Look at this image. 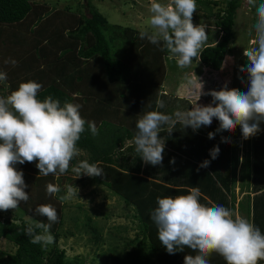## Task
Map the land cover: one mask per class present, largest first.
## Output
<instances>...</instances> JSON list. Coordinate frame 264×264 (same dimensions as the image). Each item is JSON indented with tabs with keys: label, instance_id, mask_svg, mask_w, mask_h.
Masks as SVG:
<instances>
[{
	"label": "trees",
	"instance_id": "1",
	"mask_svg": "<svg viewBox=\"0 0 264 264\" xmlns=\"http://www.w3.org/2000/svg\"><path fill=\"white\" fill-rule=\"evenodd\" d=\"M244 1L196 0L198 11L218 18L215 26L221 31L220 38L214 44L205 45L200 51L199 59L205 66L220 68L227 47L233 42L236 14ZM260 2L261 0H256V4ZM82 5L87 7L89 16L80 12L77 15L69 14L68 19L62 16L60 20L52 22L42 17L43 8H40L39 3L30 0H0V41L6 48L1 52L7 53L8 47L14 45L17 49L14 55L27 56L26 59L31 62L24 68L33 70V65L41 68L40 77L28 75V72L26 77L23 76V65L19 66L22 63L16 64V68H2L7 79L0 81V96L6 97L18 88L20 82L28 80L38 83L46 81V85L38 92L40 100L51 96L63 105L65 101L74 103L73 95H89L86 92L90 91L94 96L93 108L87 112L84 107L83 114L88 117L86 121L96 123L99 134L93 136L86 124L77 147L86 153L89 163H96L103 169V175L91 176L93 181L106 187L126 207H132L131 217L137 220L138 227V234L133 239L125 241L122 238V243L114 245L113 252L109 255L112 264H184L185 255L197 254L187 248L169 254L160 243L156 225L151 219V212L157 206V196L186 194L193 187L200 189L199 200L202 204L223 205L233 215L242 214L250 223L264 230V216L258 219V215L264 211V201L263 205L260 202L261 197L264 200V192L257 193L252 198L247 192L249 186L255 191L264 188V183L258 179L264 174V165L259 168L254 166L257 151L260 158L264 153V130L260 129L249 138L250 147L246 148L245 162L241 168L238 137L221 141L210 139L190 126L183 128L179 123L169 134L168 125H162L160 138L165 141L162 164H146L135 152L134 136L139 116L152 110L172 115L177 110H188L190 101L163 93L159 85L165 74L162 44H152L146 38L141 39L137 29L111 24L88 0ZM253 9L255 10L254 6ZM68 10L67 7L66 12ZM42 19L50 21L52 27L34 24V36L25 37L21 23L38 22ZM254 22L255 20L252 25ZM5 27L9 28V32L4 37L5 34L2 33L7 30ZM52 31L58 33L55 35ZM246 58L243 55V61ZM10 59L11 57L8 65L14 61ZM241 66L246 67L247 63ZM69 72L68 78L66 74ZM49 76L52 78L50 81ZM241 82L243 87L244 81ZM91 84L96 88H90ZM117 90L120 93L116 94ZM147 96L152 98L147 101L148 109L143 110L140 99L144 104ZM102 97L109 105L106 112L104 107L101 106L99 111L96 107ZM161 102L164 105L162 108L158 107ZM258 138L263 140L260 146ZM129 139L132 140L131 143L127 142ZM223 145H228L227 153L230 154L227 155L229 164L225 167L218 158L210 159L211 148L220 146L219 149L223 152ZM205 160L210 161L209 165L201 167ZM14 167L23 172L27 184L24 190L28 192L29 199L27 202L21 201L17 207L21 215L14 218H2L0 215V238L15 245L13 253L0 252V264H67L64 249L58 248L55 243L57 232H54L55 246L49 252L41 245L31 243L24 232L30 219L47 223L46 217L35 213L36 206L41 202L51 204L57 210V201H51V195L46 190L47 185L56 184L57 179L51 174L39 175L35 161L17 163ZM237 167L241 171L238 172ZM214 175L220 177L218 184ZM71 179L67 178V183L72 182ZM239 180L245 188L242 192L245 193L237 201L235 187L240 183ZM54 195L60 200V192ZM80 207L78 205V209ZM83 225L94 244L104 241L103 228L90 223L89 216ZM115 228L125 229L122 226ZM208 259L210 264H227L217 253H212ZM263 261H258V264H264Z\"/></svg>",
	"mask_w": 264,
	"mask_h": 264
},
{
	"label": "clouds",
	"instance_id": "2",
	"mask_svg": "<svg viewBox=\"0 0 264 264\" xmlns=\"http://www.w3.org/2000/svg\"><path fill=\"white\" fill-rule=\"evenodd\" d=\"M249 3L255 7L256 14L252 25L254 46L245 48L243 54L249 63L239 69L248 74V90L242 92L225 85L220 90L204 93L212 97L208 105L195 102L188 110H177L172 115L155 110L140 115L136 121L134 145L135 152L146 164H162L165 150V141L160 138L162 125H168L169 134L177 123L195 131L211 125L215 118L219 121L217 131L231 132L240 125L245 139L260 130V122L264 121V0L259 4L256 0H249ZM196 11V0H169L168 3L151 0L150 18L147 27L140 31V38L162 44V50L166 49L176 59L179 68H187L208 39L205 26L193 24ZM6 79V73L0 72V81ZM188 84L192 85L193 81L189 79ZM41 87L34 80L22 81L9 95L0 96V210L16 209L21 201L29 199L24 190L27 184L23 172L14 165L35 161L39 175L65 174L71 162L80 155L77 142L85 125L93 136L99 134L96 123L81 116V105L69 101L61 105L51 96L38 99ZM198 93L200 97L201 82ZM158 107H164L163 103ZM214 135L208 133L210 139ZM219 152V146L211 149L212 159H216ZM209 163L205 160L201 167ZM72 170L77 173L76 177L82 173L92 177L103 175V169L88 160L78 161ZM46 190L50 195L61 191L52 183ZM77 191L74 185H69L59 199L69 200L77 196ZM200 196V189L193 187L186 194L156 197L157 206L151 212V219L167 252L174 254L187 248L197 253L185 255L184 264H210L208 258L212 253L219 254L227 264H258L264 260V234L260 228L245 218H233L232 211L223 205L202 204ZM35 213L46 217L48 222L33 220L24 232L31 243L47 249L55 240L50 229L58 220L57 210L51 204H40Z\"/></svg>",
	"mask_w": 264,
	"mask_h": 264
},
{
	"label": "rangeland",
	"instance_id": "3",
	"mask_svg": "<svg viewBox=\"0 0 264 264\" xmlns=\"http://www.w3.org/2000/svg\"><path fill=\"white\" fill-rule=\"evenodd\" d=\"M34 1L37 4L39 3L43 8L42 17L47 18L49 20L58 21L60 17L65 16L68 19L69 14H79L80 12L89 16L87 12V7H83L82 4H85L87 0H30ZM91 5L96 8L103 16L111 23L116 24L122 27H131L133 29H137L141 31L147 27V22L150 18V2L151 0H88ZM161 3H168L169 0H158ZM69 8V12H66V8ZM38 8V9H40ZM255 10L253 9V4L249 3V0H245L242 7H240L237 11L236 16V24L234 27L235 36L233 42L229 44L227 47L226 53L224 55L222 64L219 69H211L205 66L199 59V55L193 60L191 66L187 68H179L176 63V59L170 56V53L164 49L163 51V64L165 68V74L162 77L161 81V89L163 93H166L170 96H177L187 98L190 101V108L193 106V103H198L202 105H208L212 103V97L208 93L209 90H220L225 87L235 88L239 91L246 92L248 87L250 86L248 81V74L241 73L239 71L241 65L245 63H249L246 58L243 61V53L245 48L252 47L253 41L255 39L254 32H252V23L256 18ZM57 16V19L54 17ZM30 16H28L29 18ZM218 18L214 15L206 16L205 12L196 11L193 13V24H202L205 26V31L208 34V39L205 45L214 44L219 38L221 31L215 26V21ZM22 22V29L25 31V37L29 38L30 36H34V24L41 25H49L48 27H52L49 22L44 19L39 20L38 22ZM55 24V23H54ZM5 32L2 33L4 37L9 32V28ZM11 29V28H10ZM55 35L58 33L56 31H52ZM24 36V35H23ZM2 39V38H1ZM2 41H0L1 43ZM7 53L1 52L2 50H6L3 43L0 44V71L5 72V68L11 67L16 68V64H19L20 67L26 66L28 67L31 62L26 59L27 56H19L16 57L14 53L16 52V48L14 45L8 47ZM201 48V49H202ZM201 51V50H200ZM9 57L11 60H14L16 63L13 65L11 62L8 65ZM239 62V66H238ZM245 62V63H244ZM33 70L30 68H24V75L26 77V72L28 75H37L40 74V66L33 65ZM5 67V68H4ZM2 68H4L2 70ZM10 69V68H9ZM8 69V71H9ZM7 71V72H8ZM52 78L54 77L52 74L50 75ZM49 76V81L52 78ZM58 76V75H57ZM70 72L66 74V77L69 78ZM22 77V76H21ZM40 77V75H39ZM193 81L192 85L188 84V80ZM39 80V78H38ZM241 81H244V86H241ZM200 82L202 83V93L199 97L198 89L200 87ZM48 83V82H47ZM96 86L94 84L90 85V88ZM122 89V88H121ZM159 89V90H161ZM192 89H195L192 91ZM91 90V89H90ZM109 91L113 92L112 89ZM120 93L117 90L116 94ZM86 94L89 95H73L74 104L81 105L80 114L84 119H88L87 116H84V107L87 112H90L93 108L94 104L92 103L93 95L88 91ZM152 96L146 97V103ZM199 98V99H198ZM198 99V100H197ZM89 100V101H88ZM138 100V99H137ZM143 102L142 98L140 99ZM197 100V101H196ZM100 103L96 105L97 110L104 107V111L108 110L105 98H100ZM145 103V102H144ZM120 107V106H119ZM144 110V108H142ZM112 110V109H109ZM106 112V111H105ZM219 128V121L213 118V122L209 126H201L197 131L208 135L209 132L215 133L214 138L217 140H227V139H235L238 137V141L240 144L239 148V156H240V164L241 168L243 163L245 162L246 156V148L250 147V139L246 141V139L242 135L241 126L237 125L236 128L229 131H217ZM259 146L262 145V138H258ZM264 143V142H263ZM211 148V147H210ZM219 148H221L219 146ZM228 145H223V152H219L218 159L223 162V167L229 164L227 153ZM213 149V148H211ZM259 150V147H258ZM259 152L256 154V163L254 166L259 168V166L264 165V153L260 158L258 156ZM81 158V159H80ZM87 160L86 153L80 152V155L76 157L77 162L70 166L69 170L65 174L61 175H53L54 179H57L56 184L61 189L60 194L64 195L67 191V186L74 185L78 191L77 196L71 197L69 200L61 201L58 200L55 195H51V201H57V214L58 220L53 223L51 226V234L54 236V232H57L56 245L60 249H64L65 251V260L67 264H112V261L109 257L112 254V248L117 243L120 244L123 242V239L131 240L137 235L138 227L136 226L137 220L131 217L133 213L132 207L124 204L117 196L113 195L106 187L101 184H96L93 181L91 176L86 174H81L79 177L77 173L72 170V168L78 163L80 160ZM212 159V157H210ZM215 160V159H213ZM240 166V165H239ZM238 172L239 167H237ZM264 170L262 169V173ZM264 175V174H263ZM261 176L259 181L264 183V176ZM73 176V177H72ZM72 178L71 181L67 183V178ZM216 178L218 184L220 181V177L213 176ZM53 179V181H54ZM82 181V182H79ZM240 181V180H239ZM264 185V184H263ZM238 192H241L245 189L242 186V183L238 184ZM225 192V190H224ZM263 205V197L260 199ZM42 204V202H41ZM78 205H80V209H78ZM262 209V207H259ZM109 213V215H108ZM0 215L2 218L10 217L14 218L15 216L21 215V212L16 209H9L7 211L0 210ZM77 216V217H75ZM90 217V223H93L99 227L103 228L102 234L104 241L98 243L97 245L90 240V234L86 232V227L83 223L86 221V217ZM236 216L245 218L242 214L233 215V218ZM264 216V211L258 215V219H262ZM29 219V218H28ZM61 219V222H60ZM246 219V218H245ZM32 221V219H30ZM249 221V220H248ZM48 222V221H47ZM60 222V223H59ZM116 226H122L125 229L117 230ZM122 239V240H121ZM54 243L47 247V251L49 252L53 248ZM112 250V251H111ZM15 251L14 243L6 240L5 238H0V252L4 254L13 253Z\"/></svg>",
	"mask_w": 264,
	"mask_h": 264
},
{
	"label": "crops",
	"instance_id": "4",
	"mask_svg": "<svg viewBox=\"0 0 264 264\" xmlns=\"http://www.w3.org/2000/svg\"><path fill=\"white\" fill-rule=\"evenodd\" d=\"M41 85H42V87H44L45 85H46V81H44V80H41V82H39ZM139 102H140V100H138ZM142 108H145V110L146 109H148V107H149V105L145 102L144 104H143V102H142V106H141ZM260 129L262 130H264V121L262 122V124H261V127H260ZM260 130V131H261ZM196 132H199V131H197V130H195ZM199 133H201V132H199ZM201 134H203V133H201ZM204 135H206V134H204ZM206 136H208V135H206ZM209 137V136H208ZM212 139H216V138H212ZM217 140V139H216ZM127 142L128 143H131L132 142V140L131 139H129V140H127ZM79 152H81V153H83L84 151L83 150H79ZM81 159V158H80ZM79 159V160H80ZM87 159V158H86ZM77 162V160H76V158H75V161H73V162H71V164H70V166L71 165H73V164H75ZM55 176V175H54ZM73 177V176H72ZM79 182H82V181H79ZM238 186V185H237ZM247 192L249 193V196L252 198V197H254L255 196V194H257V193H260V192H264V188H261V190L260 191H255L254 189H252L251 188V186H249V188L247 189ZM245 192H241V194H239V192H238V187H235V194H236V199H237V201L238 200H240L241 199V197L243 196V194H244ZM263 226H264V224H263ZM261 230V232L262 231H264L262 228L260 229ZM264 234V233H263ZM262 261V260H261ZM264 262V261H263Z\"/></svg>",
	"mask_w": 264,
	"mask_h": 264
}]
</instances>
